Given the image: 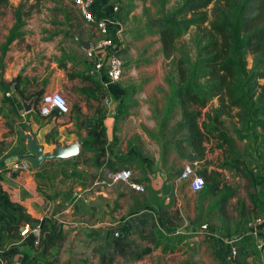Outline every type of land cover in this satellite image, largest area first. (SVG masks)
<instances>
[{
	"label": "crops",
	"instance_id": "obj_1",
	"mask_svg": "<svg viewBox=\"0 0 264 264\" xmlns=\"http://www.w3.org/2000/svg\"><path fill=\"white\" fill-rule=\"evenodd\" d=\"M10 1L17 5L20 0ZM118 1L95 0L93 10L99 17L109 18L113 29L122 30V14L114 11ZM71 22L68 20V24ZM84 24L85 31L81 37L78 36L94 41L97 37L95 27L86 21ZM86 26L93 28V39L86 34ZM11 27L2 32L5 37L0 38V45L5 42ZM23 32V36L11 46L23 37L22 41L28 45L27 30ZM36 41L44 47L41 53H35L34 49L24 60L19 59L18 51L10 52L3 59L5 67L0 68V264H88L90 256L101 264V255L108 250L106 243L110 229L128 216L131 222L138 224L137 218L146 211L153 214L164 236L183 235L182 243L202 234L207 240L219 242L218 239H221L222 246L214 245L212 248L218 260L230 264L231 241L210 219L212 213L218 214L217 209H210V203L200 199L199 191L192 190L189 182L180 178L188 164H192L197 171L204 165L222 171L218 164L224 160L223 149L215 147L217 141L205 144L206 154L200 161L181 156V153L192 150L185 143L162 145L154 157H150L146 154L149 148L134 136L131 138L129 135V141L122 137L124 124L133 116L128 108L121 114L126 106L124 98L128 80L125 78L128 76L123 75L117 83H108L104 73L100 76L88 73L81 63L68 59L60 67L58 60L64 53L79 59L84 53L91 65L85 46L73 40L75 44L72 43L71 48L58 49L52 41L40 42L39 36ZM75 71H85L86 77H71L70 73ZM18 74L23 77L19 89L26 93L42 88L45 92H63L72 104L71 118L68 116L70 112L42 116L38 109L40 100L32 111L25 112L18 98L21 94L16 88L17 82H13ZM14 83L15 91L12 90ZM17 127L26 133H38L46 151H52L59 143L78 141L81 152L76 159L48 161L40 168L32 167L28 172L16 170L15 163L25 160L18 157L31 154L27 149V140L21 137ZM92 129L101 133L95 141L89 135ZM142 134L152 142L145 132ZM209 154H214V158H209L210 162L207 161ZM177 155L180 163L175 160ZM124 168H133V180L145 185L144 192L133 189L128 181L110 179L108 171ZM27 223L42 233L41 245L35 242L36 233L22 234ZM49 233H54L55 237L50 238ZM239 234L236 231L231 237ZM133 239L141 242L137 233L133 234ZM90 241L97 245L91 253L87 247H82L89 245ZM171 242L176 245L174 241L164 239L138 260L126 261L117 255L114 264H151L149 257L152 255H166L167 258L172 253ZM67 243L71 249L61 248ZM160 264H163L162 259Z\"/></svg>",
	"mask_w": 264,
	"mask_h": 264
},
{
	"label": "trees",
	"instance_id": "obj_2",
	"mask_svg": "<svg viewBox=\"0 0 264 264\" xmlns=\"http://www.w3.org/2000/svg\"><path fill=\"white\" fill-rule=\"evenodd\" d=\"M9 3L10 0H0V5ZM210 6H212L211 13ZM32 11L33 6L26 0H22L14 7L15 22L1 45L0 68H4L3 59L11 44L23 36L26 18L32 14ZM66 15L67 21L60 25L69 26L52 33V37L63 34L82 46L77 39V35L81 37L79 31L81 23L68 24V20L72 21V19L68 14ZM192 27L196 28L193 38L196 48L195 56L178 45V41ZM129 32L136 39L146 35L159 36L162 44L161 51L166 58L173 57L177 60L176 80H167L170 85V94L163 124L172 118L177 108H180L181 120L177 123L175 133L185 132L179 142L185 143L192 149L188 153H181V156L192 161L203 160L206 154L205 144L213 140L217 141L215 147L224 149V152H233L232 137L223 127L224 116L237 117L238 121L246 127L250 125L264 127V83L261 84L258 81L264 78V0H180L165 14L160 13L156 17L142 21ZM118 53L121 55L122 50L120 49ZM250 55L255 56L252 68L248 66ZM68 59L83 64L82 59L64 53L62 59L58 60V65L64 66ZM84 73L85 71H75L70 73V76L86 77ZM22 79L21 74L13 79V82H17V89ZM100 86L101 84L98 88ZM132 87H125V101ZM43 93H45L44 88L31 93L20 90L21 96L25 99L38 96V101ZM214 100H217L218 104L204 112L203 110ZM127 107L126 105L121 114L127 111ZM89 135H92L95 141L100 138L101 133L92 129ZM86 145L85 141L84 147ZM242 163H244L243 160L235 157L233 162L223 160L218 166L221 169L236 167L243 176L253 181V170ZM198 172L205 179L204 187L199 191L200 199L203 201L209 195L218 194V198L210 204V209H224L235 191L224 188L221 171L209 169L207 165H204ZM260 195L264 200V189ZM137 221L138 224L131 222L128 216L123 222L110 229L106 243L108 250L103 251L101 264H114L117 255L126 261L138 260L149 254L164 239L167 242L172 241L168 238L170 236L162 234L152 213L146 211L140 214ZM252 229L253 227H250L249 230L235 237L227 236L235 251L231 256L230 264H249L247 245L254 238ZM115 232L119 235L116 236ZM134 233L138 234L141 242L133 239ZM49 235L50 238L55 237L54 233ZM179 238L183 240V235ZM149 243L154 245L151 246ZM170 247L171 251L175 249L172 242Z\"/></svg>",
	"mask_w": 264,
	"mask_h": 264
},
{
	"label": "rangeland",
	"instance_id": "obj_3",
	"mask_svg": "<svg viewBox=\"0 0 264 264\" xmlns=\"http://www.w3.org/2000/svg\"><path fill=\"white\" fill-rule=\"evenodd\" d=\"M21 1L22 0L18 1L17 5ZM26 1H28L29 5L33 6L32 14L26 18V24L23 28V30H27L29 43L27 45V43L22 41L24 39L23 37L18 43L9 48L7 54L18 51L19 59L22 58L25 60L28 58V53H32L34 49L35 53H41L44 47L41 43L37 44V36H39L40 42L45 43L52 41L58 49L64 47L71 48V44L74 43L73 39L66 38L63 34L51 39L52 33L68 27L67 24L60 25V23H65L67 21L66 14L72 19V22H83L80 25L81 30L79 29V31L81 33L85 31L83 28V25H85L84 18L79 14L71 0ZM179 1L180 0H120L118 3H115V5L121 4V14L123 18L122 31L118 33V36L123 44L121 48V57L124 61V77L128 76L125 78L128 80V85H126V87L131 88V86H133V89H129L130 95L126 98L128 111L133 116L124 124L122 137L124 140L129 141L134 136V138L149 148L146 154L152 158L162 145L172 146L176 143L180 145L183 144L179 142L178 139L182 137L185 132L175 133L177 123L181 120L180 108L174 111L172 118L167 121L166 124H163V117L170 94V85L167 80H176L177 60L173 57L166 58L161 51L162 44L159 36L146 35L143 38L136 39L129 31L142 21L156 17L160 13L165 14L176 6ZM17 5H14V2L11 1L8 5H0V14H2L0 18V38L5 37L2 32L8 30L11 25H14V7ZM211 7L212 6L209 7L210 13ZM195 33L196 28L192 27L189 32L178 41V45L189 51L192 56L196 55V48L193 42ZM86 34H88V37L91 39L95 36L94 30L90 26H86ZM80 55V58L83 60V64H81L82 67H85L86 71L91 73L90 65L84 53ZM254 59L255 56L253 55L248 57L249 68L253 67ZM258 81L263 84L264 78ZM217 104V100H214L211 105L203 111L206 112ZM69 105L70 114L68 116L71 118V102ZM224 120V130L232 137L234 148L233 152H224L225 150L223 149L224 161L233 162V158L238 157L244 161L242 164L248 166L254 173V180L252 181L243 176L236 167H232L231 169L225 168L221 171L224 188L235 191V194L224 209L220 210L216 208L218 214L215 212L212 213L210 219L213 223H216V226L218 225L221 231L226 233L225 235L232 236L236 234V231L243 233L249 230L250 227L257 225L258 219L263 212L264 200L260 192L264 189V127L259 125L252 127L250 125L246 127V125L244 126V124L238 121L237 117L234 116H224ZM142 132H145L147 136L152 139V142L147 141ZM129 135H131V138H129ZM241 136L247 137L243 138ZM227 148H229L228 145ZM142 151L143 149L141 152ZM209 158H214V154H209L207 158L208 162L211 161ZM175 160L178 163L181 162L179 156L176 157ZM207 161H205V163H207ZM176 166L180 168L179 165L176 164ZM131 170L133 173V168ZM217 198L218 194H212L204 200L211 204ZM179 236L180 235L168 237L170 240L174 241L176 245L172 253L167 255V258L165 257L166 255L162 257L152 255L149 257L150 263L155 264L157 262V264H160V260L162 259L163 264H223L216 258L214 253L216 251L212 248L214 245L217 247L222 246L220 245V243H222L221 239H218L219 242L216 240H207L205 234H202L199 238L188 239L186 242L182 243L183 240H181ZM95 245L96 244L90 241L89 245H82V247H87L91 253L97 246ZM61 248L71 249L68 243L62 245ZM247 248L249 264H263L262 256L264 250L257 247L254 238L249 241ZM87 262L88 264H97L96 258L91 256L87 258Z\"/></svg>",
	"mask_w": 264,
	"mask_h": 264
},
{
	"label": "built area",
	"instance_id": "obj_4",
	"mask_svg": "<svg viewBox=\"0 0 264 264\" xmlns=\"http://www.w3.org/2000/svg\"><path fill=\"white\" fill-rule=\"evenodd\" d=\"M84 18V20L95 27L97 37L90 42L91 47H84L85 54L89 59L92 69L91 73L100 76L105 74L108 83H117L124 75V61L119 55L118 51L122 48V42L118 37V33L122 31L118 28L111 27V20L106 17H99L93 10L95 0H71ZM114 11L121 13V5L116 4ZM119 22V21H118ZM11 91L8 92L10 94ZM107 103V101H106ZM39 113L42 116H52L54 114H68L70 112V105L67 97L61 91H51L42 94L39 101ZM14 168L20 171H31L32 165L26 161L21 160L15 163ZM197 169L188 164L183 169L180 178L189 182L190 187L194 191H200L204 187L205 179L202 175H197ZM108 175L113 181H128L130 186L140 192L145 191L144 185L133 180L132 170L124 168L116 171H108ZM36 233V244H42V233L39 229L31 223L24 225L22 234ZM256 245L259 249L264 250V209L258 219L257 225L252 229ZM118 236L119 233L115 232ZM229 239V238H228ZM230 240V239H229ZM235 251L232 249L231 256ZM264 258V253H263Z\"/></svg>",
	"mask_w": 264,
	"mask_h": 264
},
{
	"label": "water",
	"instance_id": "obj_5",
	"mask_svg": "<svg viewBox=\"0 0 264 264\" xmlns=\"http://www.w3.org/2000/svg\"><path fill=\"white\" fill-rule=\"evenodd\" d=\"M77 39H79L80 43L85 46L86 48H90L91 44L87 40L81 39L77 35ZM15 83L12 86V90L15 91ZM18 98L21 100L24 111L29 112L34 109L38 102V96H34L30 100H26L24 97L18 95ZM17 130L21 137L24 140H27V149L29 152H31L30 155L27 156H19L18 158H24L26 161H28L33 168H40L42 167L46 162L52 161V160H65V159H76L78 155L81 152V145L78 141H75L70 144H57L56 147L52 151H46L45 144L41 143L39 140L38 133L29 131L25 132L22 128L17 127ZM16 175V173H14ZM197 175H201L200 172H197Z\"/></svg>",
	"mask_w": 264,
	"mask_h": 264
}]
</instances>
